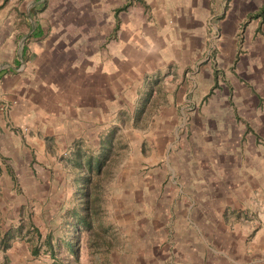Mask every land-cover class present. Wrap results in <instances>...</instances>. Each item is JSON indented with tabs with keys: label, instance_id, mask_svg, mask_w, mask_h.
Returning <instances> with one entry per match:
<instances>
[{
	"label": "crops",
	"instance_id": "obj_1",
	"mask_svg": "<svg viewBox=\"0 0 264 264\" xmlns=\"http://www.w3.org/2000/svg\"><path fill=\"white\" fill-rule=\"evenodd\" d=\"M254 2L260 3L253 4ZM20 6H27L29 11H35L41 27L48 30L50 27L47 23L52 19H48L42 13H60L61 11L66 13L65 20L56 19L52 22L56 30L50 36L34 40L26 46L28 65L32 67L29 73L50 74L46 71L50 69L46 62L55 59L50 54L57 51L63 52L57 48L52 50L50 43L52 38L62 41V36L67 38L68 45L80 46L83 50L81 53L87 55L90 60H99L98 55L101 54L102 46L109 42V52L113 60L121 61L116 56H122L128 61L122 64L124 61L122 60L118 65L120 67L118 72L116 69L114 73H106L103 64L100 67V63L92 62L86 66L91 69L90 72L74 73L78 81L75 83L74 91L72 90L73 103L70 106L75 115L82 116L85 109L91 111L87 114L90 118L80 117L77 125L75 124L77 127L83 125L85 129L87 126H97L98 123L103 122L101 114L106 88L113 91L115 84H119L117 82L120 81V76H144L143 97L151 94L148 97L146 109L153 104L158 105L160 109L175 107L179 109V112L176 111L171 122H176L175 120L179 118L178 127L185 130L184 126L190 125L187 129L192 131L191 126L194 120H200L203 123V119L191 114L211 89V84H203L200 77L205 75L207 76L205 79L210 80L217 75L212 67L214 64L217 68L220 49L225 50L224 44L235 43L233 56L236 55V44L240 42L238 39L242 37V31L249 29V26H253L255 30L260 26V44L264 43V15L260 18H250L257 11L264 9V0H24ZM38 7L42 8L37 10ZM63 23L65 24L64 35L62 32L55 34ZM12 24L13 22L6 20L0 25V32L6 33V36H3L5 45L1 42L2 51L9 52L6 45L9 42L13 44L15 40L12 37L14 33L9 34L7 30L8 27H14ZM17 35L18 32L16 37ZM10 39L13 41H9ZM83 39L89 45L84 47L79 45L83 43ZM16 45L18 46L17 42L15 47ZM218 46H220L219 50ZM17 50L16 47V53ZM78 51L79 49L71 50V52L66 50L70 53V58L76 55L75 52L78 54L80 52ZM16 53L10 55L11 59ZM207 54H212V60H205ZM260 58L262 61L260 64L264 65V48L260 50ZM263 65L260 73H264ZM19 70L23 72L25 69L22 67ZM108 76L116 81L111 80L110 83L106 79ZM15 78L17 83L13 81L14 78H2V89L6 92L12 90L17 96H3L4 103L9 104L0 108V138L3 136L2 133H8L12 125L23 126L22 123L25 120L15 115L19 108L18 92H24V85L28 82ZM174 78L176 83H170ZM187 78L190 83H185ZM110 84L113 85L112 88ZM172 90H176V94L180 93L181 96L173 99L172 94H169ZM197 91L205 93L203 96H198L196 101L193 96ZM117 98L119 100V96ZM164 100L167 103H163ZM186 108L188 114L184 110ZM15 117H17L16 120ZM160 117V122L168 123V116L162 114ZM227 119L230 118L227 117ZM253 129L248 125L243 129H236L239 133L236 134L237 138H232L228 130H221L225 133L224 139L220 140L223 148L221 152H228L226 154V157L229 156L228 159L220 157L221 152L219 155L213 150L207 152L210 150L208 148H205V153H200V144L194 147V152L190 151L191 155L198 157L196 161L198 165H194L192 170L178 162L176 167L179 181L171 179L170 193H168L169 204H173V210L171 215L166 217L167 221L171 220L170 226L176 232L166 234V229H171L164 226L167 221L157 225L155 223V226L151 228L145 216L142 219L134 214L131 217L133 228L130 231L132 236L137 237L136 250L144 246V251L148 253L143 255L142 260L134 259L128 263L116 261L112 264H163V260L170 255L172 247H175L174 241L172 242L174 237L177 243L174 253H178L179 264H260V254L264 253V161L260 162V133L255 129L253 132ZM200 130H204V127ZM12 136L16 138L15 135ZM185 139L186 135L180 137V148L183 147ZM225 145L227 148H224ZM13 146L17 154L24 150L23 144L15 143ZM170 147H167V151ZM3 151L4 149H0V156L2 154L6 158H11L2 153ZM200 155L202 157H199ZM13 160L11 158L7 162L11 163ZM38 168H35L36 172H40L41 168L39 166ZM65 169V172L71 173L70 169L66 167ZM47 179L50 184V178ZM55 179L56 177L53 178L52 183ZM65 180V183H56L54 187H51L55 192L53 191L54 194L50 196V199L57 204L62 202L77 204L73 181L67 178ZM32 181L30 187L33 191L31 192L39 202L42 187L45 185L41 184L40 178L38 180L33 178ZM42 183L45 182L42 181ZM14 189L13 181L0 177V212H3V206L8 203L7 196L13 201H19ZM100 204H102L101 200ZM49 212L52 213V208ZM61 214L62 211L55 210V215ZM173 215H175L174 219ZM153 230L161 231V235L168 238L166 241H170V245H165L166 241L163 239L153 242L150 234ZM158 249L164 253L160 259L152 255ZM218 253H223L224 260L219 261L213 256ZM5 255L9 256L8 251ZM0 264H4L3 259L0 260ZM8 264H14V262ZM35 264L44 263L37 261Z\"/></svg>",
	"mask_w": 264,
	"mask_h": 264
},
{
	"label": "rangeland",
	"instance_id": "obj_2",
	"mask_svg": "<svg viewBox=\"0 0 264 264\" xmlns=\"http://www.w3.org/2000/svg\"><path fill=\"white\" fill-rule=\"evenodd\" d=\"M22 2L24 0H0V25L6 20L13 22L14 27H8L7 30L9 34L14 33L12 37L15 39L14 45L10 42L6 45L9 52L2 51L1 46L5 45L3 36H6V33L0 32V108L9 104L8 102L4 103L3 96L16 95L12 90L6 92L2 89V78H14L13 81L17 83L15 77H18L28 82L24 85V92H18L19 96L17 97L19 108H17L18 113L15 116L25 119L22 123L23 126L11 124L13 127L8 130V133H2L3 136L0 138V144H2L0 149H4L2 153L14 159L11 163L7 162L11 158H6L1 154L0 177L3 176L4 179L14 182V190L19 199V201H13L9 196L6 197L8 203L3 206V212H0V233L12 225L17 226L22 216L26 223H33L43 236L51 234L53 237L59 238L61 234L63 235L67 230L63 222L65 219H69V213L76 208V204L65 202L57 204L50 199V196L55 192L51 187H54L56 183H65L66 178L70 181L74 177V170L68 168L71 173L65 172L64 159L69 155L74 142L81 141L86 149H95L99 142V136L114 127L118 128L116 134L118 138L117 153L105 171L106 174L100 184L102 187L100 222L108 231L106 238L109 241V247H105L99 254L92 253V250L88 248L87 235L81 234L78 264H99V262L112 264L116 261L128 263L134 259L142 260L143 255L148 252L144 251V246L136 250L137 237L132 236L130 231L133 228L132 215L136 214L142 219L145 216L151 228L155 226V223L157 225L166 222V217L173 210V204H169L170 181L171 179L179 181L176 164L183 163V166L192 170L194 165H198V162L196 163L198 157L191 155L190 151L194 152V147H198L200 144V153H205V148H208L210 150L207 152L213 150L215 154L218 152L219 155L223 149L220 140L224 139L225 134L222 131L228 130V133L232 134V138H237L236 134L239 133L236 129H243L246 125L253 127L256 132L260 133V162L264 161V73H260V68L263 65L260 64V50L264 48V43L260 44V26L256 30L253 26H249V29L242 31V37L238 39L240 42L236 44L237 51L234 56L235 43L224 44L225 50L218 46L220 56L217 59V68L214 64L212 67L217 75L210 80H206L207 76L205 75L200 77L203 84H211V89L191 114L194 117L202 118L203 123L200 120H194L191 126L192 131L187 129L190 125H185V130L178 127L180 125L179 118L175 120L176 122H171L172 116L176 115V111L179 112V109L177 110L175 107L174 110L170 107L160 109L158 105L153 104L152 107H147L139 118L137 117V111L144 94V89L142 90L144 76H120V81L117 82L119 84H115V88H112L113 85L110 84L113 91L105 89V101L101 114L103 122L98 123L97 126H87L85 129L83 125L77 127V121L80 117H86L91 111L85 109L82 116L75 115L70 106L73 103L72 90L74 91L75 83L78 81L74 73L90 72L91 69L86 66H89L91 62L93 64L100 63V67L103 64L106 73H114L116 69L118 72V68H120L118 65L124 59L122 56H116L121 61L115 60V62L109 52L110 43L107 42L101 48V54L98 55L99 60H90L87 55L81 53L83 50L80 46L68 45L67 38L62 36V41L52 38L50 43L52 50L57 48L64 52L57 51L50 54L55 57V59L46 62L50 67L46 71L50 74L29 73L28 71L32 67L28 65L26 46L34 40L50 36L56 30V27L52 26V22L56 19L65 20L66 13L62 11L60 13H42L48 19H52L47 23V26L50 27L48 30L41 27L35 11H29L27 6H20ZM256 3L260 2L253 4ZM62 6L67 7L66 5ZM41 8L38 7L37 10ZM64 25L63 23L55 34L62 32L64 35ZM9 41L12 42L13 39ZM82 41L83 43H79V45L83 47L89 45L85 39ZM1 42H3L2 45ZM15 42L18 44V46L16 45L17 53ZM78 49L80 52L78 51V54L75 52L76 55H73L72 58H70V53L66 52V50L71 52V50L77 51ZM13 53L16 54L11 59L10 55ZM212 58V54H207L205 60H212ZM123 62L128 61L124 60L122 64ZM22 67L25 69L23 72L19 70ZM93 70L95 71V69ZM106 79L110 83L111 80L116 81L109 76ZM187 82L190 83L188 78L185 80V83ZM170 83H176V78L171 79ZM205 92L197 91L193 99L196 100L198 96H203ZM170 93L173 99L181 96L180 93L176 94V90H172ZM163 103H167L166 100ZM184 110L188 114L187 108ZM162 114L169 117L168 123L160 122ZM181 115L183 116L182 111ZM227 117L230 119L226 120ZM202 127L204 130H200ZM12 135H15L16 138ZM184 135H186L183 142L185 147L183 145L180 148V137ZM15 143L23 144L24 150L17 154L13 146ZM169 146L171 147L167 151ZM224 148H227V145ZM179 151L182 156L181 153H178ZM226 154L228 152H221L220 157L228 159L229 156L226 157ZM184 155L186 157H183ZM237 158L239 159V156ZM56 165H61V169ZM33 166L37 169L39 166L40 172H36ZM55 177L56 179L52 183ZM33 178L36 180L40 178L41 184L45 185L42 187L39 202L31 192L33 191L30 187ZM47 178H50V184H48ZM172 187L174 189V186ZM11 194L13 195L12 192ZM73 202H75L74 199ZM51 208L52 213L49 212ZM55 210L62 211V214L55 215ZM172 218L174 219L175 215ZM170 221L168 219L164 226L171 228ZM175 232L173 228L166 229V234ZM150 234L153 242L168 239L161 235V231L153 230ZM172 242L175 247H172L170 255L163 260V264H179L177 262L178 253H174V250L177 249L175 237ZM165 245H170V241H166ZM8 253L9 256H6L8 263L13 261L14 264H35L39 261L48 264L50 262L49 256L43 252L37 257L31 256L29 248L23 240L14 242L13 248ZM223 253L213 254V256L222 261L224 260ZM59 255L61 258H65L67 253L61 250ZM152 255L154 258L160 259L164 253L158 249ZM260 264H264V253L260 254Z\"/></svg>",
	"mask_w": 264,
	"mask_h": 264
},
{
	"label": "trees",
	"instance_id": "obj_3",
	"mask_svg": "<svg viewBox=\"0 0 264 264\" xmlns=\"http://www.w3.org/2000/svg\"><path fill=\"white\" fill-rule=\"evenodd\" d=\"M263 15L264 9L257 11L250 18H260ZM150 96L149 93L142 98L137 111L138 118L143 111H146V104H148ZM117 132L118 128L114 127L99 136V142L95 149H86L81 141L74 142L64 162L66 168L74 170L72 181L78 203L76 208L69 213V219H65L63 222L67 230L59 238H55L51 234L43 236L33 223H26L21 216L17 226L12 225L0 233V254L4 264H8L6 252L18 240H23L27 244L33 257H37L41 252L47 254L50 258L48 264H78L81 234L87 235L88 248L92 250V253L99 254L105 247H109V241L106 238L108 231L100 222V192L102 188L100 184L106 174L105 171L117 153ZM61 250L67 253L65 258L60 257Z\"/></svg>",
	"mask_w": 264,
	"mask_h": 264
}]
</instances>
